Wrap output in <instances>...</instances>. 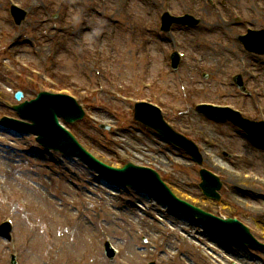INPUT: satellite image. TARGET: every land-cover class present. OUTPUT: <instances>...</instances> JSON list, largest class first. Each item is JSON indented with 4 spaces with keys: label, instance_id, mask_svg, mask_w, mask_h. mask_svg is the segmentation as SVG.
<instances>
[{
    "label": "rangeland",
    "instance_id": "374dc122",
    "mask_svg": "<svg viewBox=\"0 0 264 264\" xmlns=\"http://www.w3.org/2000/svg\"><path fill=\"white\" fill-rule=\"evenodd\" d=\"M27 1L30 3V10L21 29H16L12 23L9 24L7 5L0 7V41H3L1 35L3 33L28 34L29 31H39L37 28L39 20L50 18L66 5L72 7L68 17L71 21L77 19L75 26L79 22L89 23L86 28V37L89 41L92 40V27L96 23L104 30L113 26L109 20L102 23L94 14V10L103 12L105 4L100 0H94L93 4L89 2L90 0ZM164 1L166 0H133L134 21L123 17L120 9L118 14L112 11V16L119 18L116 26L118 34L114 54L115 73L121 75L118 76L123 80L135 81L134 73H140L141 76L144 74L148 81L154 80L162 69L163 73L169 71V62L164 60L163 50L167 51L177 46L186 51L189 57L187 68L186 66L181 68L182 77L178 75L186 85L188 96L192 95L187 78L193 79V74H196L198 92L194 95L193 103L198 101L231 103L243 108L247 117L258 115L255 99L249 101L235 88L231 89L223 84L227 76L233 75L237 70H243L240 61L243 58V51L234 38L233 31L229 32L220 23L205 0H168L172 12L183 14L194 13V10H197L210 21L216 22L219 29L212 32L211 28L204 24L187 32L180 28L179 32L175 33L176 43L173 44L170 39L156 41L151 28L146 29V26L156 24V14L162 12L159 3ZM234 2L246 17L244 22L237 25L235 31L237 29L238 33H242L247 26L264 28V11L261 7L258 9V5L264 6L261 1L234 0ZM234 2L230 1L231 5L234 6ZM115 3L110 0L107 6L110 8L117 6L118 3ZM56 23L57 20L51 23L52 25L40 26L41 31L54 33ZM70 33L73 34L71 40L64 39V36L56 40L43 35L44 41L47 42L45 47L56 50L59 54V65L53 74L64 84L93 87L95 86L93 70L90 65L80 60L77 40L74 33ZM24 47L23 51H26ZM19 51H22L21 47ZM133 54L138 56V66L132 60ZM145 56L150 58L149 64L144 60ZM191 57H196L202 66L201 72L208 73V79H202L201 72L194 70ZM244 58L247 60H244L247 66L253 67L262 75L260 81H249L247 87H256L260 90V92L257 90L258 95L263 98L264 94L261 92L264 89L262 88L264 57L255 60ZM25 59L29 62L35 61L32 55ZM178 76L175 78L178 79ZM169 80L173 81L171 87L167 86ZM0 81L3 83L0 92L4 95L0 99V112L13 115L1 102L6 104L4 100L7 102L11 100L9 90L16 86L22 87L23 82L9 75L6 69L0 70ZM162 87L166 90V95L163 96L171 103V99L178 94L176 80L174 77L164 76ZM40 90H26V99L33 97ZM107 104L120 111L122 117L112 118L96 107H92L93 112L88 111V114L92 115L96 122L107 125L112 124L111 121L114 119L120 126L117 135L107 137L105 131L86 120L74 126L79 138L89 143L102 161L119 167L125 163L123 161L129 160L156 169L178 197L202 208L207 207L217 214L238 215L237 217H240L264 243L263 151L254 149L234 129L206 121L201 115L192 114L193 110L188 113L190 115L181 117L182 120L178 123L184 133L190 132L189 123L194 124L196 130L199 125H204L208 140V143L202 146L205 149L204 167L221 175L224 184L221 202H212L203 199L198 191L197 166H191L187 159L180 157L171 148L156 142L148 130L137 126L133 122L132 106L109 101ZM0 139V178L6 194L5 203L0 202V221L5 217H11L16 224L15 248L6 246L0 239V264H9L8 251L18 254L20 264H78L79 260H85L84 264H117L110 263L103 255L105 236L122 249V257L129 264H146L154 259L159 264H232V262L264 264V252L240 249L223 238L214 237L198 225L165 213L152 201L144 200L130 192H122L111 185L106 186L78 162L63 160L55 154L44 155L39 150L35 154L29 153L27 150L34 145L30 138L13 137L0 132ZM139 147L145 149L144 154H139ZM222 151L238 154L241 158L226 159L221 156ZM18 195L26 199L30 210L26 212L19 210ZM7 198H10L8 202ZM71 207L81 209L82 215L76 217L77 214ZM71 218L76 221H72ZM43 223L51 226L56 240L55 246H51L45 239ZM143 238L148 242L143 243ZM29 239V246L24 247L23 242ZM150 244H155L157 250L151 251ZM139 248L142 250L138 251ZM47 253L51 255V261H47ZM172 253L177 254L178 258L172 260Z\"/></svg>",
    "mask_w": 264,
    "mask_h": 264
},
{
    "label": "water",
    "instance_id": "95a60500",
    "mask_svg": "<svg viewBox=\"0 0 264 264\" xmlns=\"http://www.w3.org/2000/svg\"><path fill=\"white\" fill-rule=\"evenodd\" d=\"M49 113H50V112H49ZM49 113H48V114H49ZM58 113H59V112L54 111V112L52 113V115L54 116L55 114H58ZM59 114H60V113H59ZM47 116H48V115H47ZM47 116H46V117L43 116V119H44L45 121H46ZM47 121L50 122V119H47ZM38 123H39V121L36 120V124H38ZM131 185L136 186V187H143V186L137 185V184H135V183H131Z\"/></svg>",
    "mask_w": 264,
    "mask_h": 264
},
{
    "label": "bare ground",
    "instance_id": "6f19581e",
    "mask_svg": "<svg viewBox=\"0 0 264 264\" xmlns=\"http://www.w3.org/2000/svg\"><path fill=\"white\" fill-rule=\"evenodd\" d=\"M233 180V179H232Z\"/></svg>",
    "mask_w": 264,
    "mask_h": 264
}]
</instances>
